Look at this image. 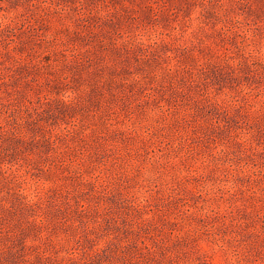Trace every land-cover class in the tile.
<instances>
[{
    "label": "rangeland",
    "instance_id": "1",
    "mask_svg": "<svg viewBox=\"0 0 264 264\" xmlns=\"http://www.w3.org/2000/svg\"><path fill=\"white\" fill-rule=\"evenodd\" d=\"M0 264H264V0H0Z\"/></svg>",
    "mask_w": 264,
    "mask_h": 264
}]
</instances>
